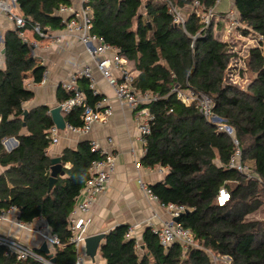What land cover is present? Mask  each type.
Wrapping results in <instances>:
<instances>
[{
    "label": "trees",
    "instance_id": "obj_1",
    "mask_svg": "<svg viewBox=\"0 0 264 264\" xmlns=\"http://www.w3.org/2000/svg\"><path fill=\"white\" fill-rule=\"evenodd\" d=\"M186 11L185 26L173 22L164 2L155 0H89L93 12V32L104 38L119 54L134 62L135 86L141 92L158 95L148 104L155 115L147 135V152L141 159L146 167H168L161 182L151 185L160 203L186 206L179 223L190 229L198 247L184 252L180 244L165 246L147 228L142 250L129 238L128 225L105 234L98 253L106 264H215L212 255L228 257L218 264H264V220H248L263 206L264 196V0H235L244 35L262 36L261 44L249 51L248 67L253 82L242 90L226 82L233 53L228 42L214 36V23L204 27L200 16L190 10L195 1L205 9L217 0H170ZM70 0H18L28 22L51 29L63 28L55 12ZM143 10V11H142ZM5 69H0V209L18 207L19 219L31 223L44 218L61 245L51 255L56 264H75L76 249L70 242L69 218L81 190L91 177L92 163L101 155L89 141L66 148L62 168L53 185L48 130L54 125L47 106L24 115L22 103L33 92L23 85L27 71L40 82L45 67L37 65L30 48L13 30L5 31ZM87 104L95 106L102 95L95 94L87 79L78 81ZM193 89L210 96L216 113L234 127L243 160L254 163L262 182L228 167L235 150L232 139L218 133L194 104L182 103L174 91ZM62 100L68 94L60 87ZM82 107L66 115L73 126L82 124ZM28 130L21 134L22 127ZM15 137L17 148L6 151L3 140ZM71 168H66V164ZM12 184V187H9ZM230 199L218 203L221 189ZM0 264H45L37 259L17 260L0 255Z\"/></svg>",
    "mask_w": 264,
    "mask_h": 264
},
{
    "label": "built area",
    "instance_id": "obj_2",
    "mask_svg": "<svg viewBox=\"0 0 264 264\" xmlns=\"http://www.w3.org/2000/svg\"><path fill=\"white\" fill-rule=\"evenodd\" d=\"M89 0H81L79 6L75 4L60 5L57 13L62 19L63 30L65 34L78 40L85 48V50L92 56L96 66V70L101 73L103 78L107 80L109 85L115 92V96L120 103L136 111L140 118L138 126L139 140L143 144L144 154L147 152V135L151 132V126L155 120V115L150 111L148 104L157 100L158 95L150 92H141L135 86V74L125 67L123 58L119 55H111L113 47L108 44L103 37L93 32V12L89 5ZM166 6L169 14L173 17V22L177 25L185 26L186 11L170 0H162ZM222 1H227L229 6L223 11L219 10ZM235 0H217L216 7L205 9L199 2L195 1L190 6L191 11H195L200 16L204 27L210 26L214 23V28L217 23L222 21L225 24L227 36L231 35L234 30L242 26L239 13L234 5ZM7 21L13 31L26 42V32L29 30L38 38L46 42V48H53L60 44L63 40V35L51 31L49 27H42L39 23L31 24L27 17L19 12L18 0H0V40L2 21ZM259 39H263L262 36ZM27 43V42H26ZM232 51V50H230ZM2 53L0 51V61ZM1 63V62H0ZM1 69V64H0ZM117 70L119 76L114 74ZM47 73H45L43 82L46 81ZM85 78L89 82L90 89L99 94L97 85L98 80L94 69L90 65L76 70L70 74L67 80L62 83V88L71 94L70 98L63 101L61 112L64 115L69 114L74 108L82 107V124L80 126H73L66 122V128L71 132L85 135L90 132L93 127L101 122H106L113 115V108L106 103L104 98L97 102L96 106L87 104L84 94L78 88L79 79ZM177 98L187 106L194 104L196 108L203 115L205 120L213 125L218 133H223L229 136L234 144L235 150L230 158L228 167L236 169L245 174L249 179L262 180L253 172H249V167L246 161L243 160V152L240 141L237 137L236 130L233 126L219 116L215 111V104L213 99L204 93H199L193 89H178L174 90ZM52 144H57L60 140V129L53 125L47 131ZM113 144V139L109 140ZM93 151L99 152L103 155L100 159L95 160L90 168L91 177L87 181L84 188L81 190L80 196H83L81 201H77L73 212L70 215V230L72 232L70 242L76 249V263L86 264V254L82 250L83 244L86 240L85 232L91 219L88 215L91 213L92 207L97 202L99 196L105 192L111 176L115 170L116 157L114 153L104 151L96 142L91 143ZM140 163L138 162V165ZM160 172H166L168 167H160ZM140 189L154 201H158V197L148 185L140 177L137 180ZM79 196V197H80ZM218 203L225 204L230 199V194L226 189H221L218 195ZM161 205L169 214V219L161 223L150 224L151 231L158 237L161 244L169 246L178 243L183 248L184 252L191 247H198L194 239V235L190 229L185 228L179 222L174 221V218H179L187 211L186 206L181 204H167ZM9 220V222L21 230H28L32 233L38 234L43 243H47L49 254H53L50 249L60 246V240L52 233L51 228L43 219L41 223L32 224L25 223L19 219L18 207L12 205L7 209L0 210V223ZM136 226L129 227L128 237L135 239L136 248L140 249L142 242L135 236ZM0 255L5 257H15L17 260L37 259L45 264H56L51 261L52 257H45L41 255L37 248L22 239L12 236L11 234L0 232ZM215 264L218 261L226 260L230 262L228 257H217L212 255Z\"/></svg>",
    "mask_w": 264,
    "mask_h": 264
},
{
    "label": "crops",
    "instance_id": "obj_3",
    "mask_svg": "<svg viewBox=\"0 0 264 264\" xmlns=\"http://www.w3.org/2000/svg\"><path fill=\"white\" fill-rule=\"evenodd\" d=\"M155 1L163 2L162 0ZM71 3L79 6L81 0H70L69 4ZM228 6L229 4L227 1H222L219 10L223 11V9H226ZM19 12L23 14L20 9ZM55 15L59 17L57 11ZM221 23L222 21L218 24L220 25ZM7 30L13 29L7 21L3 20L1 30L2 36L0 40V51L2 53V59L0 61L1 69H5L6 67L5 52L3 53V50H5L3 35ZM50 30L64 36L62 42L53 48H46V42L38 38L31 31L28 30L25 34L27 43H24L30 48L31 57L35 59L37 65L44 66L45 71L40 82L34 81L33 71L30 70L25 73L23 85L27 90L33 92V97L23 102L22 107L24 111L27 110L29 112L33 108L47 106L50 113L51 109L59 106L63 102L60 87L62 83L68 79L70 74L86 65H90L94 69L98 80L97 88L99 94L102 95V99L105 98L107 100L106 103L112 106L113 115L106 122L96 124L93 129L85 135L71 132L67 128L60 129L59 142L57 144L50 143L47 154L51 160L55 157L61 158L66 148L74 149L79 142L85 140L89 141L90 144L96 142L104 151L114 153L116 157L115 170L105 192L99 196L97 202L92 207L91 213L88 215L91 221L86 228L85 237L88 238L89 236L99 233L107 234L118 226L128 225L129 227L136 226L135 236L143 244L144 231L150 227V224L161 223L168 220L170 217L160 202L151 200L140 189L137 180L141 177L144 182L151 186L164 180L168 170H166V172H160L159 168L162 166L146 167L142 165L141 159L144 156V152L143 144L139 140L138 126L140 118L136 111L120 103L107 80L96 70L92 56L78 40L65 34L63 28H50ZM225 32V24H223V27L220 29L217 26L214 28L215 37L221 41H225L223 40L224 36L226 37ZM221 37L223 39H221ZM114 54L121 56L125 62V67L137 76L134 62L120 55L118 49L115 47H113L111 51V55ZM45 73H47V79L43 82ZM114 74L119 76L120 73L114 70ZM102 99L98 102L102 101ZM61 114L64 118L66 117L62 112ZM65 122H67L66 119ZM27 133V128L23 126L21 134ZM110 139H113V144L109 143ZM3 145L6 151L11 152L18 147L19 141L15 137H9L3 140ZM138 162L140 163L139 165ZM65 167L69 169L71 168V164L68 163ZM5 170L6 168L0 164V175L3 174ZM9 187H12V184H9ZM82 198L83 196H80L78 202L81 201ZM4 209L7 208H2L0 210ZM41 219L45 221L44 218L40 217L31 223H41ZM0 232L9 233L12 236L18 237L37 249L43 243L38 234L28 230H21L13 226L9 220L0 223ZM104 240L103 238L101 243H103ZM142 248L143 247H141L140 250H142ZM82 250L86 254L85 242ZM50 251L54 253L55 248L50 249ZM86 264H106V260L98 253L96 262L92 263L91 258L86 254Z\"/></svg>",
    "mask_w": 264,
    "mask_h": 264
},
{
    "label": "rangeland",
    "instance_id": "obj_4",
    "mask_svg": "<svg viewBox=\"0 0 264 264\" xmlns=\"http://www.w3.org/2000/svg\"><path fill=\"white\" fill-rule=\"evenodd\" d=\"M218 23L217 27L219 29L222 28L224 23L222 22V25H219ZM245 28L246 26L242 23V26L234 30L231 35L227 36V32H225L226 37L224 36V39L221 37V39L225 40L224 42H228L231 45V52L233 53L226 71V82L242 90H246L255 78V74L248 67L249 51L253 47H258L262 41L259 39L260 35L253 32L248 35H244L242 29ZM246 163L249 167V172H253L254 163L251 161H246ZM247 218L248 220H264V203L259 210L252 213ZM221 261L228 263L226 260ZM219 262L220 261H218V263Z\"/></svg>",
    "mask_w": 264,
    "mask_h": 264
},
{
    "label": "water",
    "instance_id": "obj_5",
    "mask_svg": "<svg viewBox=\"0 0 264 264\" xmlns=\"http://www.w3.org/2000/svg\"><path fill=\"white\" fill-rule=\"evenodd\" d=\"M4 52H5V50H3V53ZM27 113H28V111L25 110L24 115H26ZM50 113H51V117H52V120L55 123V125L59 129H65L66 128V122H65V118L61 114V106L59 105V106L51 109ZM51 162H52V168H51L52 177L50 179V185L52 186L56 177L61 172L62 160L60 157H55V158H52ZM174 221L179 222V218H174ZM104 237H105V233H99V234H96L93 236H89L85 240L86 254H87V256H89L91 258L92 263L96 262V257L98 256V250H99V247L101 245V241ZM38 250L43 252V253H48L49 248H48L47 243H45V242L42 243V245L38 248ZM51 261L53 263H56V258L52 257Z\"/></svg>",
    "mask_w": 264,
    "mask_h": 264
}]
</instances>
